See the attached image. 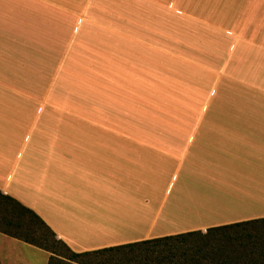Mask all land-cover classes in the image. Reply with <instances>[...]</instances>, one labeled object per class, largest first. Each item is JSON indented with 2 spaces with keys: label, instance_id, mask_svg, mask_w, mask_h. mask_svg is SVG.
<instances>
[{
  "label": "crops",
  "instance_id": "crops-1",
  "mask_svg": "<svg viewBox=\"0 0 264 264\" xmlns=\"http://www.w3.org/2000/svg\"><path fill=\"white\" fill-rule=\"evenodd\" d=\"M0 196L75 254L263 220L264 0H0Z\"/></svg>",
  "mask_w": 264,
  "mask_h": 264
},
{
  "label": "trees",
  "instance_id": "trees-1",
  "mask_svg": "<svg viewBox=\"0 0 264 264\" xmlns=\"http://www.w3.org/2000/svg\"><path fill=\"white\" fill-rule=\"evenodd\" d=\"M0 198L9 206L5 208L8 215L0 219V231L50 252L52 256L47 264H53V255L58 256L52 248L55 241L53 235L30 211L6 197ZM16 207L17 212H22L21 216L25 214L27 217L25 221L15 218L13 214L8 217L9 212L13 213ZM263 229L264 219L208 228L204 233L186 232L98 251L144 249L148 254L143 256V264H264ZM66 250L69 253V257L65 258L67 260L93 253L75 254Z\"/></svg>",
  "mask_w": 264,
  "mask_h": 264
},
{
  "label": "rangeland",
  "instance_id": "rangeland-1",
  "mask_svg": "<svg viewBox=\"0 0 264 264\" xmlns=\"http://www.w3.org/2000/svg\"><path fill=\"white\" fill-rule=\"evenodd\" d=\"M154 99H155L154 94H151V102H153ZM166 99H169L168 94ZM160 116H164V110H158L157 108L152 107L151 125H150L152 128L160 127V125L157 124V122H159ZM176 179L177 181L175 182L174 188L167 195V199L164 202L162 212H164V208L168 207V199L174 194V192L176 193L178 186H180V184L182 183L179 182L180 175ZM159 223L160 220H158L157 224ZM53 242L54 244L53 243L52 244L54 246H52V248L58 254V256L53 255L55 258L53 264H143L142 262L144 259L143 256H145V254H148V252H146V250L144 249L137 250L136 248H132V249L124 248L121 250L97 251L76 258H69L70 260H67L65 258L69 257V253L67 252L66 248H64L60 243H56V240L55 241L53 240Z\"/></svg>",
  "mask_w": 264,
  "mask_h": 264
}]
</instances>
